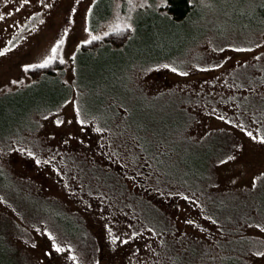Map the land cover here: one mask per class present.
Wrapping results in <instances>:
<instances>
[{"label": "rangeland", "instance_id": "374dc122", "mask_svg": "<svg viewBox=\"0 0 264 264\" xmlns=\"http://www.w3.org/2000/svg\"><path fill=\"white\" fill-rule=\"evenodd\" d=\"M166 2L0 0V264H264V0Z\"/></svg>", "mask_w": 264, "mask_h": 264}, {"label": "trees", "instance_id": "16d2710c", "mask_svg": "<svg viewBox=\"0 0 264 264\" xmlns=\"http://www.w3.org/2000/svg\"><path fill=\"white\" fill-rule=\"evenodd\" d=\"M193 5L190 0H167L166 2V9L165 11L167 12V14L173 19V20H180V19H183L188 13L189 11H191V9L193 8ZM107 42V41H106ZM108 45H112L111 43L108 42ZM115 46V45H113ZM84 50H87V49H83V48H80L79 51H84ZM78 51V50H77ZM57 75L55 72H54V69L50 68V69H44L42 72H41V75L40 76H49V77H53L54 80H57L58 82V78H57ZM30 85H33V83H30ZM61 92H63L64 94H62L59 98V100H57V103H55V105H57L61 100L67 98L69 96V91H68V86L65 85V84H61V89H60V92L59 94H61ZM54 107V106H53ZM51 107V108H53ZM164 131V129H163ZM176 149L178 150H183L185 149V147L183 148L182 146H178L177 147V144H176ZM179 152L178 151L177 153H175L177 155V157L175 158V160L173 161V163H170L173 167L174 165L176 166L177 164L179 165V160H178V157H179ZM162 166H166L168 163H164V162H159ZM206 163H207V158L206 160L202 163V165L200 167H196V169H194V173H196L195 175L193 174L191 179L190 180H187V182L189 181H195L196 178H201L199 177V173H197L198 171H203V169L206 168ZM172 168V167H171ZM177 168V167H176ZM179 172V171H178ZM194 176V177H193ZM1 233V232H0ZM2 236V233L0 234V238ZM3 239V236L2 238ZM4 240V239H3ZM4 244L6 245V247H8L9 251L12 253L11 249H10V246L6 243V241H4ZM236 245V244H235ZM12 256L15 257L12 253ZM15 260V259H14ZM16 264H18V260L16 259Z\"/></svg>", "mask_w": 264, "mask_h": 264}, {"label": "snow or ice", "instance_id": "6c2138e0", "mask_svg": "<svg viewBox=\"0 0 264 264\" xmlns=\"http://www.w3.org/2000/svg\"><path fill=\"white\" fill-rule=\"evenodd\" d=\"M24 2L25 3H27L28 2V0H24ZM45 6H47V5H45ZM73 11H75V9H73ZM0 19H3V17L2 16H0ZM105 35H107V33L105 34ZM92 39H98V37H92ZM88 41H85V43H87ZM63 43V41L62 40H60V41H58L57 42V46H54L52 49H51V52H52V56L48 59V60H46L45 61V63L44 64H40V65H27V66H25L26 68H33V67H44L46 64H49V63H51V61L53 60V59H56V53H57V50H58V46H59V44H62ZM3 53L2 52H0V55H2ZM164 67H167V65H165ZM173 71H175V69H173ZM13 83H15V81L13 82ZM60 249H57V251H59Z\"/></svg>", "mask_w": 264, "mask_h": 264}, {"label": "bare ground", "instance_id": "6f19581e", "mask_svg": "<svg viewBox=\"0 0 264 264\" xmlns=\"http://www.w3.org/2000/svg\"><path fill=\"white\" fill-rule=\"evenodd\" d=\"M105 17H106V16H105ZM105 17H104V18H105ZM104 18H103V19H104ZM93 40H94V39H93Z\"/></svg>", "mask_w": 264, "mask_h": 264}]
</instances>
